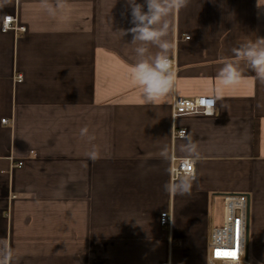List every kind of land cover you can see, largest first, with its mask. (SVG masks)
I'll list each match as a JSON object with an SVG mask.
<instances>
[{
  "label": "crops",
  "instance_id": "crops-1",
  "mask_svg": "<svg viewBox=\"0 0 264 264\" xmlns=\"http://www.w3.org/2000/svg\"><path fill=\"white\" fill-rule=\"evenodd\" d=\"M48 2L54 15L41 0H0V259L209 264L224 197L246 195V259L264 264V81L233 54L264 38V0H190L165 17L176 76L155 104L131 67L159 49L123 36L133 26L126 0ZM227 62L242 73L230 86L218 77ZM199 96L215 99L214 115L173 120L175 97ZM174 128L186 136L173 139ZM173 158L194 161L195 178L172 181Z\"/></svg>",
  "mask_w": 264,
  "mask_h": 264
},
{
  "label": "clouds",
  "instance_id": "clouds-1",
  "mask_svg": "<svg viewBox=\"0 0 264 264\" xmlns=\"http://www.w3.org/2000/svg\"><path fill=\"white\" fill-rule=\"evenodd\" d=\"M190 0H144L138 3L137 0H126L130 9L131 24L126 31H121L123 36L131 34L132 43L140 45H155L159 52L149 60L139 59L131 67V76L141 90V97L145 104H155V102L174 90L176 73L171 68V42L167 39L170 25L165 17L173 11H179L188 6ZM41 6L50 15L55 14V8L48 0H41ZM59 0L57 7H59ZM145 8L147 10H145ZM137 56L145 57L149 49L138 46L135 49ZM233 54L242 57L250 69L255 73L256 78L264 81V38H257L248 41L233 49ZM242 73L238 64L227 62L220 69L218 77L225 86L234 85L241 79ZM82 137L88 135V128L80 130ZM91 141L94 137L89 136ZM193 152H195V142L193 141ZM88 159L95 161L99 159V152L93 145L87 153ZM10 253L5 251L0 264H7Z\"/></svg>",
  "mask_w": 264,
  "mask_h": 264
},
{
  "label": "built area",
  "instance_id": "built-area-1",
  "mask_svg": "<svg viewBox=\"0 0 264 264\" xmlns=\"http://www.w3.org/2000/svg\"><path fill=\"white\" fill-rule=\"evenodd\" d=\"M15 18L5 17L2 23V30L8 31L12 28ZM174 62L171 60V67ZM23 77L18 76L17 82H22ZM216 102L212 97L199 96L193 99L175 97L172 102V117L176 119L190 115L212 116L215 114ZM2 123L9 121L3 119ZM187 134L185 129L174 128L173 139L184 138ZM22 162L18 163L21 167ZM196 167L190 159H172L171 179L176 181L187 177L194 179ZM249 199L246 195H226L224 197V221L219 227L211 231L209 242V264H250L246 259V235H247V214ZM172 218L170 213H162L160 217L161 226H171ZM169 264V263H166Z\"/></svg>",
  "mask_w": 264,
  "mask_h": 264
},
{
  "label": "water",
  "instance_id": "water-1",
  "mask_svg": "<svg viewBox=\"0 0 264 264\" xmlns=\"http://www.w3.org/2000/svg\"><path fill=\"white\" fill-rule=\"evenodd\" d=\"M249 208H248V214H247V235H246V254L248 250V237H249Z\"/></svg>",
  "mask_w": 264,
  "mask_h": 264
}]
</instances>
